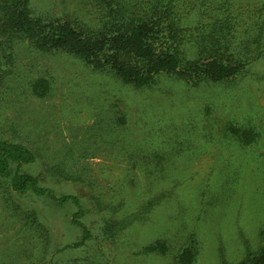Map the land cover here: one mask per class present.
Returning a JSON list of instances; mask_svg holds the SVG:
<instances>
[{"label": "rangeland", "instance_id": "obj_1", "mask_svg": "<svg viewBox=\"0 0 264 264\" xmlns=\"http://www.w3.org/2000/svg\"><path fill=\"white\" fill-rule=\"evenodd\" d=\"M263 3L240 0L250 28L264 20ZM29 8L33 18L89 30L107 15L102 0H29ZM10 46L2 53L0 140L36 154L23 172L41 186L79 198L77 220L93 239L76 246L82 228L72 222V202L17 195L0 180V264H175L192 234L196 264L239 261L264 246V47L229 84L194 85L173 75L141 89L73 54L24 40ZM233 126L253 129L257 140L242 147ZM148 196H164L156 223L106 240L101 218L112 215L109 205H119L120 219ZM155 239H167L170 253L140 254Z\"/></svg>", "mask_w": 264, "mask_h": 264}, {"label": "trees", "instance_id": "obj_2", "mask_svg": "<svg viewBox=\"0 0 264 264\" xmlns=\"http://www.w3.org/2000/svg\"><path fill=\"white\" fill-rule=\"evenodd\" d=\"M239 2L102 0L107 15L100 17L98 27L89 30L67 20L47 22L33 18L29 0H0V76L4 72L2 53L12 48L14 40H24L41 51L73 54L93 69L112 72L136 88L152 87L159 77L173 75L194 85L199 81L229 84L242 76L247 66L261 59L264 47V20L257 19L250 28L243 19L246 10L239 9ZM247 13L252 16V11ZM229 130L242 147L252 145L258 138L250 128L233 126ZM36 161V154L27 146L0 140V180L7 181L11 192L21 196H48L60 205L72 202L78 209L72 222L82 228V239L76 246L92 240L91 230L77 220L83 215L78 197H58L41 186L39 178L23 172V168ZM163 198L145 197L134 213L120 219L114 217L119 205H109L112 217L106 214L101 218L106 240L116 241L137 224L156 223L153 214ZM98 207L102 213V206L98 204ZM191 236L189 243L179 244L175 264L197 263L198 241L195 234ZM172 248L167 239H155L140 254L164 257ZM218 264H264V246L248 250L239 261L223 258Z\"/></svg>", "mask_w": 264, "mask_h": 264}]
</instances>
